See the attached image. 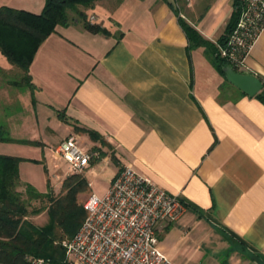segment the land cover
I'll list each match as a JSON object with an SVG mask.
<instances>
[{
	"label": "crops",
	"instance_id": "1",
	"mask_svg": "<svg viewBox=\"0 0 264 264\" xmlns=\"http://www.w3.org/2000/svg\"><path fill=\"white\" fill-rule=\"evenodd\" d=\"M174 1H96L94 22L109 35L75 18L58 25L30 66L36 87L0 85V100L21 106L3 123L49 160L66 136L86 138L83 143L100 152L84 172L90 194L94 179L108 172L96 193L105 194L130 165L178 195L185 211L157 230L161 249L175 263L191 241L215 239L225 249L220 264H264V102L227 81L205 47L192 48L179 18L217 42L232 0L205 12L192 0L188 15ZM45 3L0 0V6L36 13ZM223 12L226 18H219ZM245 65L244 73L264 82V28ZM2 70L13 66L0 50V80ZM72 173L69 166L62 184Z\"/></svg>",
	"mask_w": 264,
	"mask_h": 264
},
{
	"label": "trees",
	"instance_id": "2",
	"mask_svg": "<svg viewBox=\"0 0 264 264\" xmlns=\"http://www.w3.org/2000/svg\"><path fill=\"white\" fill-rule=\"evenodd\" d=\"M98 0H46L40 13L11 6H0V50L13 66L21 72L19 80H9L14 86L36 87L30 74V66L43 42L56 31L58 25H68V10L77 12L74 17L83 27L94 33L110 34L100 24L88 19V13L80 5L90 8ZM237 2H232L233 11L225 32L217 42L204 37L201 32L188 23L182 16L180 22L184 28L190 46L205 47L212 63L226 78L223 68L231 65L221 56L219 44L225 45L229 35L237 25L240 10ZM233 66V65H231ZM238 71L237 68H234ZM10 71V72H11ZM227 80V78H226ZM228 81V80H227ZM264 102V87L256 95ZM96 138L98 132L92 131ZM0 141H20L10 135L6 124L0 121ZM24 143H35L23 140ZM20 156L0 154V264H31L30 257L43 258L52 264H61L66 259V247L63 242L72 238L84 222L87 211L82 202V194L90 192V183L83 173H72L62 184L59 194L53 191L40 192L31 183L23 184L25 190L18 187L20 179ZM33 199L47 200V206L29 209ZM48 210L47 224L38 225L29 220L31 214Z\"/></svg>",
	"mask_w": 264,
	"mask_h": 264
},
{
	"label": "built area",
	"instance_id": "3",
	"mask_svg": "<svg viewBox=\"0 0 264 264\" xmlns=\"http://www.w3.org/2000/svg\"><path fill=\"white\" fill-rule=\"evenodd\" d=\"M240 10L237 25L221 56L243 72L246 57L264 28V0H232ZM181 16H183L181 14ZM96 16H92L94 22ZM56 153L72 172H85L100 156L70 134ZM86 218L77 233L63 242L66 259L61 264H176L160 247L158 226L174 222L185 206L178 195L168 192L130 165L121 168L103 195L92 193L84 202ZM31 264H52L30 257Z\"/></svg>",
	"mask_w": 264,
	"mask_h": 264
},
{
	"label": "rangeland",
	"instance_id": "4",
	"mask_svg": "<svg viewBox=\"0 0 264 264\" xmlns=\"http://www.w3.org/2000/svg\"><path fill=\"white\" fill-rule=\"evenodd\" d=\"M218 1L219 0H193L194 4H196L197 9L203 12L213 10L215 4ZM229 1L230 0H228L227 2L229 3ZM191 2L192 0H175L174 4L177 11L180 10L188 15L190 14V12H193L192 9L188 7ZM228 7V9L230 10L229 4ZM79 8L85 10V12L88 13L89 20H91L92 16H95L94 13L96 11L93 7L86 8L80 5ZM68 13L70 19H73L78 15L77 12L73 9H69ZM223 13L220 14L219 18H223L224 16V18H226V12ZM20 72L21 71L17 67H15V71L11 72L2 70L0 85H7V82L9 80H19L21 75ZM12 89H14V87H12ZM20 108L21 106L19 105L18 101L5 102V100L1 99L0 121L3 123V119L7 114L14 112ZM6 126L8 127L7 124ZM81 141L82 143L86 142V138H82ZM0 151L8 152L12 155H17L24 158V160L20 162V179L22 183L18 187L19 190H25V187L23 185L25 183H31L40 192L53 191L54 195H57L56 193L62 189L61 181L63 180L65 172L68 170V167L70 165L65 160H62L60 156L53 154L49 157L50 160L46 159L44 153L41 151V149H37L35 144L24 143L21 141H0ZM82 173L84 174V172ZM108 176L109 174L108 172H106L100 175V177H98L97 179L93 180V189L96 193L102 192L104 190V185L108 180ZM90 195V192L83 194L82 202H84ZM30 204L31 206H29V209L32 210L33 208L47 206L48 202L47 200L33 199L32 201H30ZM28 219L38 225L47 224L49 221L48 210L44 209L39 214H31L29 215ZM224 250V247H219L216 244L215 239H212V241H206L204 243L191 241L180 250L177 258L179 264H220L224 263L223 260L225 258L221 257Z\"/></svg>",
	"mask_w": 264,
	"mask_h": 264
},
{
	"label": "water",
	"instance_id": "5",
	"mask_svg": "<svg viewBox=\"0 0 264 264\" xmlns=\"http://www.w3.org/2000/svg\"><path fill=\"white\" fill-rule=\"evenodd\" d=\"M223 70L227 80L249 96H255L264 87L263 80L256 74L236 71L231 65L225 66Z\"/></svg>",
	"mask_w": 264,
	"mask_h": 264
}]
</instances>
